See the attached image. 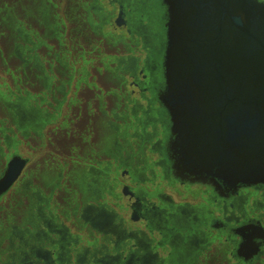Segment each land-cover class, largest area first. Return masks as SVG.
I'll return each mask as SVG.
<instances>
[{
	"label": "rangeland",
	"instance_id": "374dc122",
	"mask_svg": "<svg viewBox=\"0 0 264 264\" xmlns=\"http://www.w3.org/2000/svg\"><path fill=\"white\" fill-rule=\"evenodd\" d=\"M94 3L96 0H0V98L5 97L9 104L28 98L27 108L40 110L39 117L32 123L0 110V175L13 156L28 160L20 179L0 196V264L9 262L19 246V239L13 235L15 228L30 233L36 230L28 218L36 211L38 199L30 198L34 192L48 198L50 211L60 222L65 221L72 239L71 248L76 249L74 253L88 248L87 258L91 261L99 259L105 246L112 254L122 251L123 246H109L108 241H115V235L105 234L81 218L88 203L103 204L116 214V219L124 222L125 227L140 228L137 215L130 220L126 205L128 193L124 195L121 186L110 188L108 182L103 183L100 177L86 173L90 166L99 169L107 166L120 183L129 185L137 165L122 162L115 153L107 152L105 139L100 149H82L78 145L81 138L85 141L92 134L91 129L81 128L80 121L86 113L90 117L101 114L103 119H112L115 113L119 117L113 122L117 127L116 138L122 145L141 127L133 119L134 103H128L139 100L134 94L136 87L130 83L137 71L125 70L120 63L128 57H136L142 69L143 43L136 33L129 34L121 29L125 26L124 19L121 22L114 17L101 20L99 12L93 9ZM100 3L106 5V0ZM161 13L163 7L160 5L159 15ZM107 33H115L126 42L133 39L138 45H122L117 37H108ZM147 93L143 92L146 97ZM157 93V90L151 93L155 102ZM138 104L142 109L147 106L142 100ZM124 115L132 124L128 129L121 120ZM136 117H143L141 111H136ZM155 118L160 124L159 136L166 142L167 122L163 116L155 115ZM67 140L68 145H65ZM87 142L91 144L92 140ZM160 158L164 172V163L165 166L169 164L165 149L160 152ZM92 177L99 185L103 184L99 194L88 191ZM188 177L196 178L189 173ZM200 179L195 181V186L190 185L189 193L174 175L165 177L157 169L155 203H198L199 193L195 192L202 184ZM132 184L134 188L139 185L137 179ZM44 211L48 212V207ZM153 231V246H156L161 238L157 229ZM58 238L57 234L53 235L56 245ZM44 242L47 247L48 241ZM163 244L168 252L171 248L168 240ZM123 262L121 258L118 264ZM71 264H78L75 256ZM165 264L180 263L172 257L171 262L167 260ZM196 264H209L206 253L198 257ZM212 264H223L220 256L214 257Z\"/></svg>",
	"mask_w": 264,
	"mask_h": 264
},
{
	"label": "flooded vegetation",
	"instance_id": "af4514ba",
	"mask_svg": "<svg viewBox=\"0 0 264 264\" xmlns=\"http://www.w3.org/2000/svg\"><path fill=\"white\" fill-rule=\"evenodd\" d=\"M100 1L96 0L93 9L99 12L101 20L114 17L121 22L124 19L125 26L121 29L124 28L129 34L136 33L143 43L142 69L138 66L136 57H128L120 63L124 65L125 70L137 71L131 76L130 83L132 87H136L134 94L138 95L139 100H129L128 103H134L131 109L134 114L133 119H136L141 127L139 132L135 130L132 139L124 141L122 145L116 138L117 127L113 122L119 120V117L115 113L112 119H103L105 117L101 114L90 117L86 113L80 121L81 128L91 129L92 134L85 141H83L84 137L81 138L78 145L82 149L86 147L100 149L105 139L104 147L107 152L115 153L122 162L137 165L133 172L134 178L129 180L131 183L129 185L120 183L110 174L107 166L103 169L90 166L86 173L100 177L103 183L110 184V188L121 186L124 195L128 193L126 205L130 210V220L137 215L140 228L125 227L124 222L116 219V214L110 208L103 204L88 203L82 210L81 218L92 227L103 230L105 234L110 232L115 235L116 240L108 241L109 246L115 248L119 244L123 246L122 251L115 254L105 246L106 249L99 259L91 261L87 258L88 248H82L81 253H74L76 249L71 248L72 239L65 221L60 222L59 217L50 211L48 198L34 192L30 198L38 199L36 211L31 212L28 218L36 230L30 233L28 230L14 229L13 235L19 239V246L11 256V260L5 264H71L74 256L78 264H118L121 258L124 259L122 264H165L167 260L171 262L172 257L180 264H196L198 257L204 253L208 257L209 264H212L216 256H220L223 264H264V172L260 176H241L231 175L227 169L223 173L215 169L210 173L198 174L203 177L200 179L196 174V178L188 177V173L179 168V158L174 148L179 135L172 129L171 119L160 102L167 87L164 71L165 56L168 51L169 18L164 0H106V5ZM248 2L253 5L255 11L264 10V0H248ZM160 5L163 7L161 15H159ZM236 16L245 26V20L249 15L242 13ZM232 19L233 17L229 16L223 18V21L226 23L227 20L232 21ZM238 30L243 32L241 28ZM107 36L117 37L119 43L125 46L129 43L138 45L135 40L130 39L126 42L115 33H107ZM154 90L158 92L156 102L151 97ZM144 91L148 92L147 97L143 94ZM141 100L147 103L145 109L138 104ZM27 105L22 99L9 104L6 99L0 98L1 111H6L7 115H18L20 120L32 123L39 117L40 110L36 107L29 109ZM138 110L143 117L135 118ZM155 115L163 116L167 122L166 142L159 136L160 124ZM126 119V115L121 118L124 127L128 129L132 124ZM89 139L92 140L91 144L87 142ZM64 142L68 145L69 141ZM163 149L169 160L168 166L164 163V172L161 169L163 161L160 158ZM84 169L83 167L82 173ZM157 169L165 177L174 175L189 193L190 185L195 186V181L200 179L201 186H198L196 192L192 191L199 193L200 201L195 204H156L154 199L158 188ZM81 175L82 180H85L84 174ZM134 179L139 183L135 188L132 184ZM182 180L186 184H183ZM90 182L88 191L94 194L101 193L100 187L103 184L99 185L94 177ZM25 187L28 188L27 183ZM64 198H67L66 195ZM47 207L48 212L44 211ZM153 228L158 230L161 238L156 246H153L155 239ZM54 234L59 237L56 241L57 245L53 240ZM131 240H134V243ZM167 240L171 247L168 252L163 244ZM44 241H48L47 247ZM252 246L257 250L247 258Z\"/></svg>",
	"mask_w": 264,
	"mask_h": 264
},
{
	"label": "water",
	"instance_id": "95a60500",
	"mask_svg": "<svg viewBox=\"0 0 264 264\" xmlns=\"http://www.w3.org/2000/svg\"><path fill=\"white\" fill-rule=\"evenodd\" d=\"M164 3L167 87L160 102L179 135L174 144L179 168L189 174L227 169L231 175H262L264 10L255 11L248 0ZM242 13L249 15L245 26L236 16ZM229 16L232 21L225 23ZM27 163L19 156L10 159L0 177V196L19 180ZM256 250L252 246L247 258Z\"/></svg>",
	"mask_w": 264,
	"mask_h": 264
},
{
	"label": "trees",
	"instance_id": "16d2710c",
	"mask_svg": "<svg viewBox=\"0 0 264 264\" xmlns=\"http://www.w3.org/2000/svg\"><path fill=\"white\" fill-rule=\"evenodd\" d=\"M5 98V97H4ZM6 99V98H5ZM7 100V99H6ZM24 100V102H25V104L27 105L28 104V98H25V99H23ZM17 102H19V100H17ZM28 106V105H27ZM44 122V121H43Z\"/></svg>",
	"mask_w": 264,
	"mask_h": 264
}]
</instances>
